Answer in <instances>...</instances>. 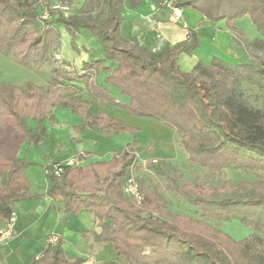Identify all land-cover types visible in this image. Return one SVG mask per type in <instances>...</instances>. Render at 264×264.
I'll return each instance as SVG.
<instances>
[{
  "label": "trees",
  "instance_id": "obj_1",
  "mask_svg": "<svg viewBox=\"0 0 264 264\" xmlns=\"http://www.w3.org/2000/svg\"><path fill=\"white\" fill-rule=\"evenodd\" d=\"M53 2L72 7L73 0H0V57H10L25 68L48 64L54 74L47 89L30 82L19 87L0 82V229L9 222L16 203L40 199L29 193L23 172L30 164L18 157V151L25 141L39 147L45 135L43 123L53 120L54 110L64 108L78 116L81 124L76 132L89 128L108 137L139 133L101 110L91 116V104L81 99L73 79L46 46L44 32L61 26L76 50L75 33L84 29L99 40L103 53V59L82 66L83 73L89 74L84 83L88 98L101 107L162 123L179 138L188 161L211 175L228 172L254 180L251 188L242 180L235 186L191 183L160 161L153 168L162 186L150 184L149 190V184L136 177L143 196L137 206L123 191L136 160L133 147L138 143L133 141L109 161L64 166L59 175L47 167L46 197L59 201L66 216L92 214L98 229L95 241L110 244L125 264H264V110L249 107L241 92L242 84L264 90V57L257 63L236 65L213 58L209 65L198 63L190 72H182L177 59L199 47L195 32L161 55L120 38L121 11L125 5L137 7L141 0H88L93 12L67 17L50 12L40 25V13ZM174 5L212 24L225 21L232 32L236 31L232 21L248 16L264 38V0H176ZM107 61L116 67L104 85L97 86L95 76L109 72ZM61 81H67V86ZM107 85L129 102L116 101ZM27 119L36 122L35 130ZM164 192L197 209L200 217L171 212ZM232 221L250 230L249 237L234 240L211 224ZM84 262L68 257L59 241L27 264Z\"/></svg>",
  "mask_w": 264,
  "mask_h": 264
},
{
  "label": "crops",
  "instance_id": "obj_2",
  "mask_svg": "<svg viewBox=\"0 0 264 264\" xmlns=\"http://www.w3.org/2000/svg\"><path fill=\"white\" fill-rule=\"evenodd\" d=\"M87 3L88 0H73L70 15L78 12H93ZM120 16L122 18L119 29L120 38L136 48L157 55L184 42L189 33H192L183 29L180 23L169 20L168 15L159 8V0H141L135 8L125 5ZM183 19L197 35L199 47L191 55L182 53L178 56L177 63L182 72H190L198 63L209 65L213 58L231 65L247 64L245 60L248 56L233 41L225 21L212 24L206 22L199 14L188 11H183ZM245 23L250 30L249 35L244 30ZM232 26L246 38L256 36L255 27L246 20H233ZM52 31L57 37L56 47L52 50L53 55L59 57L62 67L73 79L81 99L91 104L88 109L91 116L101 110L107 116L127 126L135 127L137 121L141 123L148 121L149 129L162 131L168 129L152 120L129 116L118 108L101 107L99 102H93L88 98L84 92V83L89 74L83 73L82 66L92 60L103 59L99 40L90 32L79 29L75 33L76 50H74L70 44L69 33L63 27L56 26ZM202 33L206 34L205 38L202 37ZM105 67L109 72H101L95 76L94 81L97 86L104 85V79L110 75V71L116 67V64L107 61ZM78 75L84 77L78 78ZM53 77L51 65L26 69L14 64L10 59L0 57V82L19 87L30 82L28 80H32L36 86L47 88L46 81L50 79L52 81ZM61 84L65 87L67 81H61ZM105 87L116 101L123 104L129 102V99L122 96L117 89L108 85ZM27 123L32 130L36 129V122L27 119ZM80 124L81 120L78 116L64 108L56 109L53 111V120L46 119L43 123L45 135L41 138L39 145L42 144L46 151L39 150V147L28 141L20 147L18 157L30 164L23 172L28 182L29 193L31 196H40V199H29L14 205L13 235L3 243V246H0L1 264H27L30 259L40 257L49 237L53 234L59 237L62 249L71 259L81 258L87 264L92 256L99 260L116 257L110 244L105 246L100 244V251L90 247L91 239L98 230L92 214L82 212L78 215L66 216L59 201H51L46 197L49 186L46 169L54 162H65L71 159L77 160L78 166L109 161L113 153L121 152L133 141H139L137 139L139 133L134 136L124 133L108 137L89 128L76 132L74 129ZM167 133L165 132L167 138H160L163 147H169ZM112 259H107L105 262L107 264L114 262Z\"/></svg>",
  "mask_w": 264,
  "mask_h": 264
},
{
  "label": "rangeland",
  "instance_id": "obj_3",
  "mask_svg": "<svg viewBox=\"0 0 264 264\" xmlns=\"http://www.w3.org/2000/svg\"><path fill=\"white\" fill-rule=\"evenodd\" d=\"M70 13H71V7H70ZM48 19L49 18H47L45 21H42L39 16L38 22L40 25L43 26ZM241 19L246 20L250 24H252L248 16H244ZM244 30H246V33L249 35L250 30L248 28L247 23L244 24ZM230 33L232 35L233 41L240 47V49L246 54V56H248V59L245 60L247 63L249 64L257 63L261 58L264 57V48H263L264 38H262L259 35V33L256 32L255 38L253 37L248 38V36L246 38L244 34H241L238 31H233V32L230 31ZM205 36L206 34L202 33V37L205 38ZM44 39L46 46L53 55L52 50L56 47V41H57V37H55L54 31H52L51 29L47 32H44ZM53 58H55V60L59 62L60 66L62 67V63L60 62L59 57L53 55ZM7 59L11 60L10 57H7ZM75 75L77 74L75 73ZM28 81L32 83V80H28ZM51 82H52L51 79L46 81L47 88L49 87ZM41 88L47 89L45 87H41ZM241 92L243 94V97L247 101L249 107L256 110H262V111L264 110V90H261L257 87L250 86L247 84H242ZM144 119H148V118H144ZM149 120H152L153 122L160 124L167 129V127L162 123L153 119H149ZM146 122L148 123V121H144V123L137 121L135 123L137 126H135L134 128L139 129V136H137V139L139 141H137L138 144L133 147V152L136 157V160L131 168V177L129 178H134L136 182L138 177L142 178L143 180H145V182L149 184L148 185L149 190L152 189V185L150 186V184H153L155 186L156 185L162 186L161 176L158 173H156L155 168H153V165L148 164L149 160L158 158L161 162L163 161L166 164H169L175 170H177L184 179L190 181L191 183L206 182L211 184L212 186H215L217 184H222L223 182H227L231 186H235L242 180L246 184L247 188H251L250 183L253 182L254 180V177L252 176H247L244 174L237 175L228 172L217 175H211L204 169L192 165L188 161L186 153L182 150L179 138L174 134L172 130L168 128L169 130L165 129L166 131H162L161 129L156 130L151 128L153 130L151 131V129H149V123L147 124ZM155 123L153 124L156 125ZM165 132H168L167 134L169 135V147H163L160 141V138L161 139H163L164 137L167 138ZM164 198L166 199L168 203V209L171 212L183 214L189 217H197V218L200 217V213L197 211V209L187 205L181 199H178L177 197L172 195L170 192H164ZM211 224L216 229L227 233L234 240L237 241L244 238H248L249 235L252 233L250 230L242 227L236 221H232L231 223H220V224L216 222H211ZM91 241L92 243L90 244V247L100 251L101 250L99 249L100 243L95 241L94 238H92ZM112 258L106 257L105 260H99L95 256H92L87 264H107V262L105 261H107V259H112ZM112 260H114L115 262H119L120 264H125L124 260L118 259L117 257H114Z\"/></svg>",
  "mask_w": 264,
  "mask_h": 264
},
{
  "label": "built area",
  "instance_id": "obj_4",
  "mask_svg": "<svg viewBox=\"0 0 264 264\" xmlns=\"http://www.w3.org/2000/svg\"><path fill=\"white\" fill-rule=\"evenodd\" d=\"M176 0H159V8L163 10L169 17V20L172 22H178L181 24L183 29L188 30L189 32H193V29H190L185 20L183 19V11L174 5ZM50 12L61 13L63 16L67 17L70 13V6L61 2H53L50 3L48 7H46L40 13V19L45 21L49 18ZM160 160L151 159L148 161L149 165H159ZM79 162L77 160H67L65 162H54L50 165V168L54 172L55 175H59L62 172L64 166H75L77 167ZM145 165V164H144ZM124 194L129 198L134 204L139 206L142 202V193L140 191L139 185L134 178H129L123 188ZM13 221L14 215L12 214L9 222L5 226V228L0 229V246L13 235ZM59 237L55 234L51 235L48 239L47 245H54L59 242Z\"/></svg>",
  "mask_w": 264,
  "mask_h": 264
},
{
  "label": "water",
  "instance_id": "obj_5",
  "mask_svg": "<svg viewBox=\"0 0 264 264\" xmlns=\"http://www.w3.org/2000/svg\"><path fill=\"white\" fill-rule=\"evenodd\" d=\"M39 150L46 151V148L41 144V145H39Z\"/></svg>",
  "mask_w": 264,
  "mask_h": 264
}]
</instances>
